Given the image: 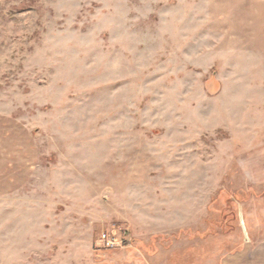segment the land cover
I'll return each mask as SVG.
<instances>
[{"label":"rangeland","instance_id":"374dc122","mask_svg":"<svg viewBox=\"0 0 264 264\" xmlns=\"http://www.w3.org/2000/svg\"><path fill=\"white\" fill-rule=\"evenodd\" d=\"M262 242L264 0H0V264Z\"/></svg>","mask_w":264,"mask_h":264},{"label":"crops","instance_id":"0c3cea01","mask_svg":"<svg viewBox=\"0 0 264 264\" xmlns=\"http://www.w3.org/2000/svg\"><path fill=\"white\" fill-rule=\"evenodd\" d=\"M224 264H264V242L256 244L251 250L239 253Z\"/></svg>","mask_w":264,"mask_h":264},{"label":"built area","instance_id":"2783aa9c","mask_svg":"<svg viewBox=\"0 0 264 264\" xmlns=\"http://www.w3.org/2000/svg\"><path fill=\"white\" fill-rule=\"evenodd\" d=\"M110 244V243H109Z\"/></svg>","mask_w":264,"mask_h":264}]
</instances>
